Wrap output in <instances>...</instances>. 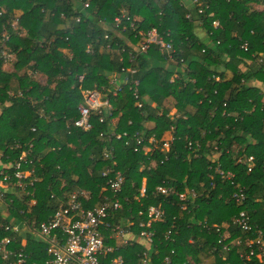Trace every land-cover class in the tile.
Here are the masks:
<instances>
[{"label": "trees", "instance_id": "trees-1", "mask_svg": "<svg viewBox=\"0 0 264 264\" xmlns=\"http://www.w3.org/2000/svg\"><path fill=\"white\" fill-rule=\"evenodd\" d=\"M82 1L89 3L85 10L78 0H1L6 14H0V32L5 25L12 57L7 65L0 61L1 162L11 165L23 152L21 169L33 174L23 186L14 180L2 190L0 222L12 217L36 227L73 190L86 191L91 196L86 205H94L112 176L103 171L111 166L124 176L120 198H128L111 222L134 221L131 229L138 233V222L148 219L138 214L141 204H160L164 211L149 228L151 243L135 237L119 246L116 254L124 264H136L142 252L152 254L153 264H164L166 256L171 264H239L246 241L259 231L264 239V62H259L264 59V0ZM121 10L133 26L123 19L120 25L126 28L116 30L113 19ZM11 14L17 15V30L6 24ZM151 27L171 40V58L155 46L146 53L131 46L137 30ZM87 45L92 52H86ZM129 52L136 55L133 62ZM127 66L136 71L123 72ZM79 74L82 87L97 88L109 98L117 132H127L130 139L135 133L160 137L173 125L170 150L150 157L134 151L133 139L127 145L126 136L101 139L100 132L111 127L95 115L90 130L76 128ZM122 74L139 84H126L114 96L109 77ZM171 107L181 116H167ZM110 148L115 165L113 157L104 156ZM248 156H253L250 169ZM151 158L156 165L149 168ZM218 163L233 173L230 180L214 173ZM158 185L173 192L158 193ZM238 186L245 195L240 204L233 197ZM191 191L195 196L185 202L178 198L177 193ZM241 209L249 216V231L233 223ZM26 236L27 250L41 260L42 245ZM253 264L264 263L253 259Z\"/></svg>", "mask_w": 264, "mask_h": 264}, {"label": "built area", "instance_id": "built-area-1", "mask_svg": "<svg viewBox=\"0 0 264 264\" xmlns=\"http://www.w3.org/2000/svg\"><path fill=\"white\" fill-rule=\"evenodd\" d=\"M78 1L79 3L81 2V10H85L89 6V3L86 1ZM193 2H196V0H193ZM0 14H6V9L1 4V0ZM10 16L6 20V24L10 25L14 30H17V15L11 14ZM61 16L64 17L63 14ZM80 19V15H76L74 20L78 22ZM123 19L130 23L129 26H133L130 17L126 15L124 10H121V13L113 19L116 30H124L126 28V25H120ZM217 24V21H213V25L217 26ZM105 37L107 36L105 35ZM135 37L136 42L130 44L140 53H146L153 46L157 47L160 52L166 53L170 58L174 52L171 40H167L165 36L160 34L156 27H151L147 30H137ZM8 39L9 33L7 27L4 25L0 32V61L4 65H7L12 58L11 53L6 47ZM242 48L246 50L245 45ZM86 52H92L90 45L86 46ZM135 57L136 55H133L131 52L128 53L130 62H133ZM259 62L263 63L264 59H259ZM135 71V68L131 66H127L123 70V72L131 74ZM109 78L113 84L112 94L114 96L118 95L126 84H132L133 86H138L139 84L138 79H130L126 74L110 76ZM77 79L80 83L79 89L82 100L77 107L78 117L74 121L76 128L90 130L92 128V119L95 115L98 117L99 122L107 123L111 127L110 131L100 132L99 136L101 139H111L114 136L117 138L126 136L125 143L127 145L133 139L134 151L140 150L150 157L154 156L156 152L165 154L170 150L175 140L173 125L165 130L160 137H157L155 134L144 137L141 134L135 133L130 139L127 132L116 131L117 118L113 115V106L109 98L104 96L97 88L82 87L83 74H79ZM173 79L174 77L171 80ZM216 80L218 81L219 78L216 77ZM9 94L11 95V92ZM133 94L138 98L136 91ZM137 106H142L140 100L137 101ZM167 116L177 118L181 115L177 113L174 107H171ZM262 122L264 125V117ZM23 155L24 153L22 152V155L13 164L5 165L1 162L3 152L0 151V199H2V190H7L14 180L17 181V185L23 186V180L33 174L32 169H21V164L25 161ZM104 156L109 158L113 157L112 165L116 164L112 148L107 150ZM153 158L149 160V168L156 165V161ZM246 162L248 163V169H250L249 164L253 162V156H248ZM110 172L112 176L108 177L106 185L100 190L102 199L94 205H86V202L88 203L91 199V196L86 191L80 189L73 190L69 193L66 203L55 210L46 220L39 222L36 227L34 224L18 223L12 217L9 222H0V264H124L123 256L120 253L116 254L119 246L129 243V240L135 237L140 238L142 242L151 243L154 232L149 228L153 222L162 220L164 214L162 207L160 204L150 205L148 207H144L141 204L138 214H146L148 219L138 222V233L132 232L131 227L134 225V221H127L126 223L111 222L110 220L115 212L124 209L128 198L124 197L123 202L119 196L124 182V176L119 170H113L111 166L103 171V175L108 176ZM214 173L228 180L233 177V173L221 168L219 163L214 168ZM144 182L145 180H143L139 196L144 195ZM156 191L168 195L173 192V187L158 185L156 186ZM190 194L192 197L195 196L193 191L190 193H177L178 198L183 202H185ZM233 197L237 203H242L245 197L243 187L238 186V189L233 193ZM136 200L139 201L140 199L136 198ZM182 208H185V203ZM1 214L7 217L8 213L2 212ZM233 223L245 231H249L251 228L249 216L243 209L235 216ZM213 226L217 230L220 228V225L217 224ZM222 226H227V224ZM26 234L30 235L31 238L42 245L41 252L43 257H41V260H34L32 258V251L27 250L26 246H28L29 240ZM231 242L238 244L240 239H234ZM246 245L248 250L245 253L239 254V264H253V259L264 263V239L262 238L261 231L258 232L255 239L247 240ZM223 249H227V246L224 245ZM136 264H153L152 254L142 252ZM164 264H171L170 256L164 258ZM198 264L209 263L201 261Z\"/></svg>", "mask_w": 264, "mask_h": 264}, {"label": "crops", "instance_id": "crops-1", "mask_svg": "<svg viewBox=\"0 0 264 264\" xmlns=\"http://www.w3.org/2000/svg\"><path fill=\"white\" fill-rule=\"evenodd\" d=\"M188 0H186V2H187ZM197 34H198V36L201 38V39H203V41H206L207 40V38H206V35L204 34V32H202L200 29H197ZM174 74V76L176 77V70H174V72L172 73V75ZM43 81H44V79H43ZM5 213V212H4ZM29 246V245H28Z\"/></svg>", "mask_w": 264, "mask_h": 264}, {"label": "rangeland", "instance_id": "rangeland-1", "mask_svg": "<svg viewBox=\"0 0 264 264\" xmlns=\"http://www.w3.org/2000/svg\"><path fill=\"white\" fill-rule=\"evenodd\" d=\"M257 8H261V6H260V5H258V6H257ZM173 77L175 78L174 74H173V75H171V79H172ZM38 79H40V81H41V82H43V79H42L41 77H39ZM207 263H208V262H207Z\"/></svg>", "mask_w": 264, "mask_h": 264}]
</instances>
